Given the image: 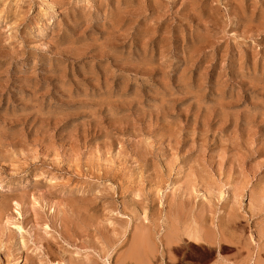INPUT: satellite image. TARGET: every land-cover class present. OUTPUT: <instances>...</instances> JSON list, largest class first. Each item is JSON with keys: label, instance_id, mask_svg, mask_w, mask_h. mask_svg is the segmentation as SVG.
Wrapping results in <instances>:
<instances>
[{"label": "rangeland", "instance_id": "374dc122", "mask_svg": "<svg viewBox=\"0 0 264 264\" xmlns=\"http://www.w3.org/2000/svg\"><path fill=\"white\" fill-rule=\"evenodd\" d=\"M146 261L264 264V0H0V264Z\"/></svg>", "mask_w": 264, "mask_h": 264}, {"label": "bare ground", "instance_id": "6f19581e", "mask_svg": "<svg viewBox=\"0 0 264 264\" xmlns=\"http://www.w3.org/2000/svg\"><path fill=\"white\" fill-rule=\"evenodd\" d=\"M238 8V7H237ZM240 8H241V6H240ZM239 9V8H238ZM241 10V9H240ZM73 12V11H72ZM241 13H242V11H241ZM138 19V18H137ZM121 20V19H120ZM212 25V24H211ZM207 27V26H206ZM216 29V28H215ZM242 35V34H241ZM14 39V38H13ZM80 50V49H79ZM78 51V50H77ZM162 51V50H161ZM73 52V51H72ZM135 66V65H134ZM223 105H225V104H223ZM181 220V219H180ZM172 226V225H171ZM174 226V225H173ZM175 229H177V228H175ZM137 230H138V228H137ZM141 230V229H140ZM145 231V230H144ZM198 231V230H197ZM139 232H141V231H139ZM142 232H143V230H142ZM169 232V231H168ZM179 232V231H178ZM199 232V231H198ZM144 233V232H143ZM174 233H175V231H174ZM197 232H195L194 234H196ZM209 233V232H208ZM167 234V233H166ZM201 234V233H200ZM135 235V234H134ZM169 235V234H168ZM142 236H144L143 234H142ZM171 236H173V235H171ZM175 236V235H174ZM201 236H202V234H201ZM199 236V235H195V236H192V235H190V237L191 238H194V239H196L197 241H201V242H210L209 241V235H204V236ZM164 237V236H163ZM216 237V236H215ZM147 238V237H146ZM166 238V237H165ZM170 238V237H169ZM169 238H168V240H169ZM176 238H177V235H176ZM181 239V238H180ZM179 239V240H180ZM211 239V238H210ZM119 240V239H118ZM146 240V239H145ZM174 240V238L173 237H171L170 238V241L172 242ZM178 239H176V241H177ZM149 241H151L150 239H149ZM146 241H145V243H144V240H143V238H141V235H140V238L138 237L137 239H135L134 240V244H132L131 246H132V250H131V253H132V257H134V258H136L137 259V261L136 262H141V261H144L143 259H144V256L142 257V255H144V249L143 248H145L144 246L146 245ZM149 244L151 243V242H148ZM174 243H175V241H174ZM200 243V242H199ZM213 243V242H212ZM167 244V243H166ZM171 245H173L172 243H170ZM148 247L149 246H147L146 248L148 249ZM175 247V246H174ZM168 248H170V247H168ZM128 249V248H127ZM175 250V249H174ZM148 251H150V250H148ZM159 251V250H158ZM127 252V251H126ZM154 252H155V250H154ZM169 252V251H168ZM128 254H129V251H128ZM125 255V254H124ZM129 256H131V255H129ZM128 256V257H129ZM125 257H126V255H125ZM124 257V258H125ZM149 258V257H148ZM129 260V259H128ZM135 260V259H134ZM124 261H125V259H124ZM170 261V260H169ZM123 262V261H122ZM141 263H143V262H141ZM145 264H147V261H146V263Z\"/></svg>", "mask_w": 264, "mask_h": 264}]
</instances>
